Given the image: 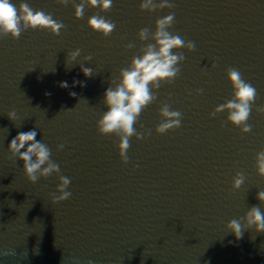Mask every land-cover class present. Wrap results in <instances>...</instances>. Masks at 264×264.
<instances>
[{"label":"water","instance_id":"water-1","mask_svg":"<svg viewBox=\"0 0 264 264\" xmlns=\"http://www.w3.org/2000/svg\"><path fill=\"white\" fill-rule=\"evenodd\" d=\"M12 2L50 13L65 28L59 36L28 29L18 40L0 39V252L129 242L264 256V232L245 228L236 240L226 229L230 220L245 216L253 205L264 212V204L256 199L257 192L264 191V178L257 174L254 159L264 146V115L256 111L264 105V0H170L175 22L169 31L194 41L196 48L191 53L179 50L186 57L179 77L158 89L157 100L141 113L137 132L151 134L140 141L130 139L126 165L120 162L119 138L102 137L96 129L107 110L103 94L112 79L119 82L120 70L132 57L141 55L139 49L152 43L140 42L139 30L154 32L156 20L170 10L141 12L142 0H113L108 12L86 6L78 20L72 3ZM96 14L116 24L110 36L88 27V19ZM128 43L135 47L126 50ZM77 48L81 56L66 69L67 53ZM86 55L92 56L84 64L93 69L90 78L80 71ZM227 67L237 68L257 90L248 134L227 122V112L209 115L232 98ZM73 80L84 86H73ZM63 81L68 88L59 86ZM198 89H203L199 96ZM165 102L183 119L179 129L157 135L159 109ZM11 110L16 111L15 122L7 117ZM29 130H36V140L51 149L60 175L71 179L68 200L52 204L57 174L32 184L23 162L9 159L10 141ZM59 144H64L61 151ZM237 171L245 181L233 190Z\"/></svg>","mask_w":264,"mask_h":264},{"label":"clouds","instance_id":"clouds-1","mask_svg":"<svg viewBox=\"0 0 264 264\" xmlns=\"http://www.w3.org/2000/svg\"><path fill=\"white\" fill-rule=\"evenodd\" d=\"M56 2L63 6L72 3L74 16L79 20L83 18L86 6L98 8L100 12H108L111 10L113 0H80L78 4L74 0H56ZM174 7V3L170 0H160L159 3H156L155 0H142L139 4V11L141 12L153 13L163 9H169L170 12L167 16L156 20L154 32L147 27L139 30L138 40L142 43L145 41H152V43H148L139 49L141 55L132 57L130 65L120 70L119 82L112 79L110 86L103 94L102 103L107 110L98 120L96 129L102 137L115 135L119 138L118 154L120 162L125 165L129 162L127 151L131 146L130 139L135 137L137 141H140L147 139L148 135L151 134L150 132H137L135 125L141 113L157 100L158 89L165 84L171 85L180 75L181 68L179 65L184 62L186 57L179 50L183 49L191 53L196 48L194 41L186 40L181 35L169 31L175 22V12L171 11ZM87 25L91 30L102 34L104 37L110 36L116 28L114 22L99 14L92 15L88 19ZM64 28L65 25L53 19L52 14L45 13L43 10H35L26 2H21L17 6L12 0H0V39L18 40L22 32L28 29L46 30L54 36H59ZM134 47L133 43L125 45L126 50ZM80 56L81 49L79 48L68 52L65 60L66 69L70 70ZM91 60L92 56L86 55L83 56V62L80 63V71L86 78L93 76V69L84 66ZM215 66L213 63L212 67ZM203 72L204 69H202ZM225 73L232 87V98L216 107L209 114L210 118L219 113L227 112V122L233 127L239 128L241 134H248L252 131V126L247 121L252 112V105L257 99V90L250 82L245 81L237 68L227 67ZM77 84L81 87L84 86L83 82L73 80V86ZM59 86L61 88L69 87L66 81L60 82ZM202 93L203 89L196 90L197 96ZM46 95L48 94L46 93ZM69 95L75 97L76 93L70 92ZM188 95L191 96L192 92L189 91ZM256 111L264 115V105H261ZM159 116L161 123L155 128L157 135H163L181 127L182 113L170 110L168 103H162ZM7 117L10 121L15 122L17 119L16 111H9ZM36 136V130L19 132L8 145L9 159L23 162L24 175L32 184L37 183L42 177L46 179L57 174L59 184L55 192L51 194V201L52 204L66 201L72 195L70 191L66 190L71 179L60 175V166L50 158L51 149L43 141L36 140ZM63 148L64 144H59L57 151H61ZM254 159L257 174L264 178V146L261 147ZM244 181L243 172L237 171L232 180V189H239ZM256 199L264 204V191H258ZM245 228H254L257 233L264 232V212L259 206H251L245 216L232 219L226 225V229L235 236L236 240L242 238ZM8 254L5 253V255ZM88 264H93V262L90 260Z\"/></svg>","mask_w":264,"mask_h":264}]
</instances>
